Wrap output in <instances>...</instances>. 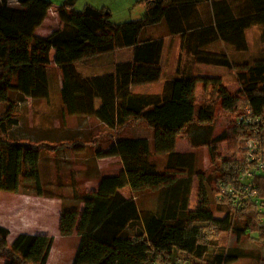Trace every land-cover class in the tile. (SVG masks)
Masks as SVG:
<instances>
[{
    "label": "trees",
    "instance_id": "trees-1",
    "mask_svg": "<svg viewBox=\"0 0 264 264\" xmlns=\"http://www.w3.org/2000/svg\"><path fill=\"white\" fill-rule=\"evenodd\" d=\"M9 1L0 0V191L15 193L31 186L42 192L39 158L46 147L91 148L99 158L119 156L122 167L114 175L102 176L96 189L75 197L82 202L81 209L62 207L60 236L73 232L78 236L71 264H198L193 259L228 264L242 257L234 247L210 255L204 228L209 225L236 235L250 231L233 224L229 209L215 216L212 205L216 200V211L223 205L230 208L235 197L229 189L238 188V177L251 163L242 157L214 164L219 144L227 136L209 137L214 110L210 105L198 106L195 88L198 82L212 83L213 94L230 113L237 112L244 100L246 110L258 121L254 126L237 121L248 131L243 141L256 135L264 143V55L237 63L226 50L203 49L198 43L186 47L193 63L234 69V93L220 77L187 73L184 68L164 81L159 94L133 93L131 83L134 64L161 63L163 38L143 37L150 26L163 19L170 34L193 35L199 30L230 42L243 37L250 24L264 23V0H136L147 5L142 17L122 23L112 22L105 8L87 4L78 11L72 9L75 0H64L57 8L60 24L46 36L35 30L52 6L49 0H15L16 6ZM126 47H133V60L116 63L112 72L84 76L77 70L81 60ZM58 75L59 98L68 115L94 116L114 129L102 139L109 142L106 148L94 137L51 147L13 136L17 101L49 98ZM12 92L17 96L13 98ZM131 124H143L153 133L152 146L149 139L123 134ZM183 134L191 147H207L212 170L187 173L175 149L177 137ZM158 156L164 157L161 164ZM195 178L198 201L190 208ZM260 182H264L262 174L254 179L255 198L236 208L245 209L251 202L258 205ZM8 234L0 226L3 264H47L52 236L20 233L9 243Z\"/></svg>",
    "mask_w": 264,
    "mask_h": 264
},
{
    "label": "crops",
    "instance_id": "crops-1",
    "mask_svg": "<svg viewBox=\"0 0 264 264\" xmlns=\"http://www.w3.org/2000/svg\"><path fill=\"white\" fill-rule=\"evenodd\" d=\"M59 24L57 9H49L46 18L41 26L35 30V33L39 36H46L50 34L52 30L56 29ZM194 32L196 33L193 35H183L182 33L170 34L166 21L163 19L144 31L143 37H162L163 49L161 63L155 66L154 69H151V67L147 65L148 67H146L147 69H145L144 73L145 82H142L143 86L148 87H151L150 85L152 83H158L160 90L158 92L140 94L161 93L164 81L168 78L174 77L178 68L182 70L184 68L187 70V73L191 72L192 74L204 75L201 74V66L204 65L193 63L191 56L186 53V47L191 46L194 43H198L203 49L226 50L228 55L234 58L237 63H244L257 56L264 55V23L254 22L250 24L245 28L243 37L233 39L230 42L216 38L212 33L204 32L201 34L199 30ZM122 52L128 54L126 60L120 58V55L117 56V54ZM167 56L171 58L169 63L165 65L163 61H165ZM132 60L133 47H126L102 55L86 58L77 62L76 67L84 76H96L112 72L115 64L118 62ZM51 66H53V64H51ZM58 79L59 86L56 89L57 93L55 96L50 93V96L47 99L23 97L17 101V106H19V103H24L27 99L31 100V102L33 101V103L38 104L39 102L41 105L39 106V111L37 110L35 113L31 112L32 117L34 115L36 118H31L28 132H22L21 137L14 131L13 136L21 137L32 142L50 143V145H52L51 147H55L56 143L65 142L73 138L86 139L94 137V141L100 140V146L106 148L109 142L102 139H104V136L108 137L110 133L114 132V129H108L104 122L94 116L68 115L65 108L61 105L59 98L58 90L61 82L60 75ZM15 96L17 95L15 94ZM98 105L99 102L97 103V106ZM90 121H93V126L90 125ZM136 128H138V126L132 125L127 129L129 132H126L124 129L123 134L132 135L134 138L149 139L152 146L153 133L148 129L147 132L150 131V135H146L135 130ZM44 149L45 150L41 152L42 160L40 159L43 162L44 169L40 170L39 168L42 192L38 193V191H35L31 186L29 188H22L15 193L0 191V199H12L10 204H5L4 201L2 203L0 202V226L8 229L9 234L7 240L9 243H12L15 236L20 233L47 234L52 236L53 244L47 258V264H51V255L53 253L55 239L60 238L59 216L62 209V199H64V195L60 192L61 189L52 188L49 185L62 183L63 176L70 177L74 182V176L79 171H83L85 167L87 169L85 172L89 176L98 174L102 175L104 170L106 171V175H114L119 172L122 164L119 156L99 158L95 156L93 149L91 148L76 150L73 149L72 146H67L57 149L46 147ZM64 169H66V171L62 173ZM90 187L96 186L91 185ZM90 190H94V188L86 191ZM34 204L39 208L40 206L38 205H42L40 208L41 210L38 211L36 209L37 212H31V207H33ZM78 206V208L81 209L82 202H80ZM53 209H57V211L53 212ZM57 227L58 230H56ZM4 261L5 258L0 256V264H3Z\"/></svg>",
    "mask_w": 264,
    "mask_h": 264
},
{
    "label": "rangeland",
    "instance_id": "rangeland-1",
    "mask_svg": "<svg viewBox=\"0 0 264 264\" xmlns=\"http://www.w3.org/2000/svg\"><path fill=\"white\" fill-rule=\"evenodd\" d=\"M52 3L51 10L57 9V7L64 0H49ZM9 5L16 6L15 1H9ZM91 5L95 8H105L111 14V21L114 23H122L130 20L140 19L147 7L145 2H136V0H75L72 3V9L74 10H82L85 5ZM121 56L120 58H128V54L126 52H122L117 54V56ZM171 57L167 56L165 58V65L169 63ZM148 67L145 64H134L133 65V75H132V92L133 93H153L158 92L160 88L158 87V83H152L150 86H143L142 82H145V69ZM151 69H154L155 66H149ZM202 73L207 76L220 77L222 80V85L227 87L231 93L236 91V81H235V70L227 69L225 67H215V66H201ZM58 74V72H57ZM59 77V75H58ZM59 79L56 82H53L52 85V95L55 96L56 89L59 86ZM55 85V86H54ZM145 85V84H144ZM158 87V88H157ZM212 83H208L205 85L202 82L197 83L196 87V100L198 106L202 105H210L214 110V120L212 122V128L209 133L210 138H214L219 135L227 136V139L219 144L218 147V159H215L214 164H218L220 159H237L240 160L244 155V146L248 140L243 141L244 137L247 135L248 131L241 128L237 121H239V116L245 115L243 114L246 111L247 104L244 100H241L238 106V111L230 113L225 111L221 107L220 100L213 94L212 92ZM11 96L14 98L15 93L12 92ZM41 104L33 103L31 100H25L24 103H19L17 106V124L14 128L15 133L21 136L22 132L25 133L29 130V122L31 118H36L34 115L32 117L31 112L35 113L37 110L39 111ZM238 116V117H237ZM19 121V122H18ZM90 125L93 126V121H90ZM251 126H254L250 124ZM125 128L126 132L129 127ZM138 126L135 130L143 134H149L150 131L146 129L143 124H137ZM140 128V129H139ZM145 129V130H143ZM146 131V132H145ZM254 132V131H252ZM251 132V133H252ZM135 133V132H134ZM196 133H204L203 130H197ZM125 136L133 137L132 135ZM22 137V136H21ZM177 151L182 155L180 161L184 163L187 168L188 174H193L198 170H212L214 168V164H211L207 147H191L187 143V139L184 134L177 137V145L175 147ZM246 158V157H245ZM42 160L41 156L39 160ZM164 157H156L158 163H162ZM40 160V161H41ZM39 161V162H40ZM40 170H43V162L39 163ZM86 167L83 171H79L74 176V182L70 177L63 176L62 183L60 184H50L52 188L61 189L60 192L63 193L64 199H62V207L66 209L78 208L79 201L74 200L76 196L84 193L86 190L91 188H96L98 186V182L102 176L106 175V171L104 170V175H93L89 176L86 174ZM66 169L62 171L64 173ZM198 180L195 178L191 194H190V202L189 207L194 208L197 206L198 201ZM96 187H90V186ZM262 187V192H264V182H260V188ZM261 190V189H260ZM260 191V197L257 199V204L250 205L249 207L240 210L242 207L236 208L231 203L228 208L223 205V209L221 211H216L215 208L218 207V202L215 200V203L212 205L214 209V215L221 217L226 209H229L231 212V216L233 218V224L240 228L245 229V227H250V231L246 234L236 235L231 231H221L215 229L209 225H206L204 228L205 240L208 242L209 254H215L220 251H227L229 248L234 247L238 248L242 251L243 256L239 257L233 262L228 264H264V193ZM216 196V195H215ZM12 199H0V202L3 201L5 204H10ZM41 206L42 205H38ZM39 207L36 204L31 207V212L40 211ZM37 209V210H36ZM57 209H53V212H56ZM205 227V226H204ZM58 230V227L57 229ZM58 232V231H57ZM78 245V236L76 232H73L69 236H60V238L55 239L53 253L51 255V264H71V260L73 259L74 253L76 251ZM59 253V254H58ZM61 254V255H60ZM193 262L198 264H205L206 262L202 260H195Z\"/></svg>",
    "mask_w": 264,
    "mask_h": 264
},
{
    "label": "built area",
    "instance_id": "built-area-1",
    "mask_svg": "<svg viewBox=\"0 0 264 264\" xmlns=\"http://www.w3.org/2000/svg\"><path fill=\"white\" fill-rule=\"evenodd\" d=\"M239 121L254 125L258 119H253L251 112L246 110L245 115L239 116ZM243 149L245 159L251 163V166L238 177V188L234 190L229 189V192L235 197L233 198L234 206H241L243 201L255 198L257 191L254 188V179L258 175H264V143H262L260 138L255 136L253 139H250L246 142Z\"/></svg>",
    "mask_w": 264,
    "mask_h": 264
}]
</instances>
